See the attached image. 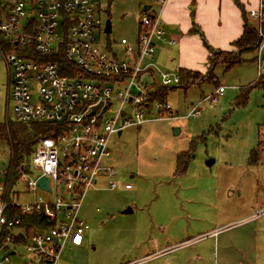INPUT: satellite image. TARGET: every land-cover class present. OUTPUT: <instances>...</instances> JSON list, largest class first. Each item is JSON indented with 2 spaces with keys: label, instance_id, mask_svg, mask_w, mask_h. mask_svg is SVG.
<instances>
[{
  "label": "rangeland",
  "instance_id": "374dc122",
  "mask_svg": "<svg viewBox=\"0 0 264 264\" xmlns=\"http://www.w3.org/2000/svg\"><path fill=\"white\" fill-rule=\"evenodd\" d=\"M100 1L101 15L112 26L110 33L100 32V46L123 58L126 52L121 39L134 43L145 6L151 5L146 11L153 13L160 4L156 0ZM250 24L263 37L262 47L243 53L242 61L228 70L226 64L219 63L212 71L210 62L204 64V70H191L196 78L193 84L167 89L164 103L172 107V117L146 121L112 138L111 163L118 170L114 179L131 184L132 188L88 191L81 209V217L90 226L85 244L83 248L67 245L58 264H121L139 260L148 252V239L160 242L161 247L184 248L138 264H202L196 259L198 256L206 264H260L254 251L249 252L246 261L238 249L248 247V243L252 247L251 235L259 229L264 231V87H251L264 79V69L259 72L261 61L257 59L260 48L264 58V20ZM223 51L235 55L238 48L233 44ZM11 78L12 70L0 51V124L12 121L31 126L32 123L15 121ZM220 85L226 90L217 101H205L204 97L215 93ZM197 105L202 107L201 113L191 114ZM115 106L117 103L112 101L108 115L114 113ZM157 116L154 110L151 117ZM176 128L180 130L178 134L174 132ZM37 142L27 155L29 166ZM10 151L8 139L0 137L3 189ZM180 154H185L187 168L177 174ZM209 160L214 161L208 164ZM10 195L17 201L36 198L19 178ZM128 207L133 212L125 213ZM147 221L153 226L146 227ZM213 233L215 239L208 236ZM203 235L206 237L199 239ZM17 248L25 257V248ZM19 253L13 260L23 264Z\"/></svg>",
  "mask_w": 264,
  "mask_h": 264
},
{
  "label": "built area",
  "instance_id": "2783aa9c",
  "mask_svg": "<svg viewBox=\"0 0 264 264\" xmlns=\"http://www.w3.org/2000/svg\"><path fill=\"white\" fill-rule=\"evenodd\" d=\"M156 1L161 8L166 2ZM101 11L100 0H0V51L12 70L15 121L53 127L38 139L31 166L19 177L36 198L7 200L0 188V264H16L19 246L25 248V257L19 253L23 264H58L67 245H82L90 228L81 217L88 191L102 188V181L106 188H132L114 179L112 138L146 121L172 117L171 106L155 96L159 87L182 82L179 72L155 61L159 43L167 39L161 9L142 12L134 43L121 39L123 58L100 46V32L109 33ZM249 17L251 23L264 20V0ZM257 59L261 73V48ZM225 90L220 85L204 100L215 102ZM112 101L117 106L108 115ZM201 109L197 105L191 114ZM154 110L157 117H151ZM41 177L49 189L38 184ZM21 214H37L43 221L26 226Z\"/></svg>",
  "mask_w": 264,
  "mask_h": 264
},
{
  "label": "crops",
  "instance_id": "0c3cea01",
  "mask_svg": "<svg viewBox=\"0 0 264 264\" xmlns=\"http://www.w3.org/2000/svg\"><path fill=\"white\" fill-rule=\"evenodd\" d=\"M258 3L259 0H166L162 8L160 4L157 10L161 9L162 23L166 29L167 39L159 43L155 61L161 68H165L167 71L179 72L180 68L204 70V64L207 66L211 51L206 46L202 34L212 49H230L233 42L244 31V16L239 4L243 5L248 20L251 23L249 10L257 7ZM194 26H197V31H194ZM170 39L174 40V43H170ZM99 186L103 187L100 189L106 188L104 181L99 183ZM130 208L133 212V208ZM97 211H99V208H97ZM261 214H264V211ZM149 220L154 222L152 219ZM147 222L149 223H146V227L149 228L150 224L153 226L150 221ZM214 234L208 236L215 239L216 236H213ZM205 237L203 235L199 239ZM85 239L84 235L82 245L69 246L83 248ZM150 240L145 241L146 245L143 243L148 252L145 253L142 259L130 260L121 264H138L165 257L169 254L171 255L177 248L184 246L178 245L176 247L169 245L161 247L160 242H150ZM251 240L252 247L248 243V247L244 245L242 249L238 248L240 255L244 258L243 260H246L248 259L249 252L254 251V255H257V261L260 264H264V231L260 229L256 231L255 234L251 235ZM144 248L142 246V249ZM214 253L215 251H212V254ZM196 259L200 263L206 264V261L200 256Z\"/></svg>",
  "mask_w": 264,
  "mask_h": 264
},
{
  "label": "trees",
  "instance_id": "16d2710c",
  "mask_svg": "<svg viewBox=\"0 0 264 264\" xmlns=\"http://www.w3.org/2000/svg\"><path fill=\"white\" fill-rule=\"evenodd\" d=\"M244 16V31L243 34L233 42L238 48V52L235 55L225 52L223 50H215L210 47L207 43L204 35L202 37L208 49H210L209 62L211 63L212 71L214 67L219 63L226 64V69L232 68L234 65L242 61V54L248 51L256 50L262 45L263 37L259 34L258 29L255 25L250 24L246 10L243 5L239 4ZM146 11V9H145ZM197 26H194V31H197ZM215 55V56H214ZM221 57V58H220ZM179 74L182 77V83L189 84L194 83L195 73L186 68H180ZM215 80V77L213 78ZM263 86L264 79H259V81L252 85L251 87ZM250 87V88H251ZM170 87H159L155 96L162 102H164L165 96L167 94V89ZM52 125L44 122H35L31 126L18 124L12 121H7L0 124V137L8 139L10 143V161L9 168L7 170V181L4 187L5 198L10 200L14 197L10 195L11 188L14 184L15 179L19 178L23 168L25 170L29 169V163L26 158L27 155L32 150L33 144L42 136L50 135L52 131ZM262 145L260 142L259 146ZM253 153H255L253 151ZM185 154L178 155L177 159V174H182L187 168V160L184 158ZM23 218L24 225L30 226L36 222H42L43 217L37 214H21ZM3 240H0V245Z\"/></svg>",
  "mask_w": 264,
  "mask_h": 264
},
{
  "label": "water",
  "instance_id": "95a60500",
  "mask_svg": "<svg viewBox=\"0 0 264 264\" xmlns=\"http://www.w3.org/2000/svg\"><path fill=\"white\" fill-rule=\"evenodd\" d=\"M151 8V5H146L145 6V9L146 10H149ZM106 31L107 32H111L112 31V26H111V22L109 21V19L107 20V27H106ZM175 134H178L180 132V130L178 128L175 129ZM214 160H209L208 161V164H212ZM38 184L43 187V188H46V189H49L48 187V180L46 177H41L39 180H38ZM126 213H130L132 212V209L129 207L127 210H125Z\"/></svg>",
  "mask_w": 264,
  "mask_h": 264
}]
</instances>
